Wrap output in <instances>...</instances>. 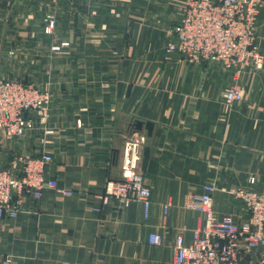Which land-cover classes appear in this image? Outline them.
Here are the masks:
<instances>
[{"label": "crops", "instance_id": "obj_1", "mask_svg": "<svg viewBox=\"0 0 264 264\" xmlns=\"http://www.w3.org/2000/svg\"><path fill=\"white\" fill-rule=\"evenodd\" d=\"M182 1L0 4V79L32 83L50 97L23 137L0 134V163L11 152H46V177L56 181L37 202L27 198L17 217L0 219V264H172L175 235L188 241L203 223L186 206L191 194L213 184L218 215L241 221L246 212L231 190L264 191V0L256 21L262 67L235 75L165 51ZM232 83L243 97L228 103ZM136 119L153 123L142 171L151 191L146 218L139 200H102L106 181L120 175L125 140L145 134L133 129ZM151 233L159 244L148 242Z\"/></svg>", "mask_w": 264, "mask_h": 264}, {"label": "built area", "instance_id": "obj_2", "mask_svg": "<svg viewBox=\"0 0 264 264\" xmlns=\"http://www.w3.org/2000/svg\"><path fill=\"white\" fill-rule=\"evenodd\" d=\"M13 0H0V4ZM58 1V0H52ZM262 0H183L179 17L172 26L165 51L175 53L186 64L218 62L234 75L241 69L262 67L263 54L256 45V21ZM44 31L50 33L55 21L44 19ZM243 90L232 83L225 91V101H238ZM49 95L32 83L17 79H0V134L7 139L23 137L35 127L34 116L49 105ZM42 123V121H40ZM51 129L43 127L45 135ZM146 135L134 132L124 142L120 175L109 178L102 200L114 198L127 204L139 200L148 216L150 188L141 171L142 148ZM50 154L13 155L7 164L0 163V219H13L23 210L27 198L38 201L46 187L56 181L46 177ZM254 183V178L249 179ZM215 186L203 185L202 192L191 194L186 206L203 215V223L192 230L185 241L174 237L172 264H264V191L237 187L231 190L246 217L235 220L229 214L218 215L213 206ZM68 193V191H64ZM160 236L151 233L150 244H159Z\"/></svg>", "mask_w": 264, "mask_h": 264}, {"label": "water", "instance_id": "obj_3", "mask_svg": "<svg viewBox=\"0 0 264 264\" xmlns=\"http://www.w3.org/2000/svg\"><path fill=\"white\" fill-rule=\"evenodd\" d=\"M133 129L135 131L145 130L146 137H150L153 130V123L151 121H142L139 119L134 120ZM149 158V146L145 145L142 148V158H141V171H145V167Z\"/></svg>", "mask_w": 264, "mask_h": 264}, {"label": "rangeland", "instance_id": "obj_4", "mask_svg": "<svg viewBox=\"0 0 264 264\" xmlns=\"http://www.w3.org/2000/svg\"><path fill=\"white\" fill-rule=\"evenodd\" d=\"M7 139V138H6ZM10 140V139H9ZM10 152V151H9ZM14 153L11 152V154L7 153V156H13Z\"/></svg>", "mask_w": 264, "mask_h": 264}]
</instances>
